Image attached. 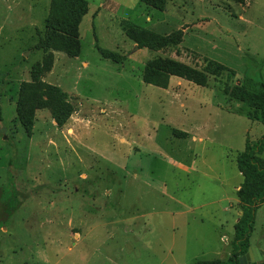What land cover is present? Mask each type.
I'll return each instance as SVG.
<instances>
[{
    "label": "rangeland",
    "instance_id": "1",
    "mask_svg": "<svg viewBox=\"0 0 264 264\" xmlns=\"http://www.w3.org/2000/svg\"><path fill=\"white\" fill-rule=\"evenodd\" d=\"M82 50H52L43 79L70 96L60 125L36 111L32 135L18 119L20 89L45 51L51 0H0V264H195L227 258L241 216L236 157L264 137L253 109L221 91L264 80V0H88ZM125 22L183 41L139 48ZM97 45L126 56L105 58ZM169 57L236 73L206 86L172 76L146 83L145 65ZM264 157V152L261 154ZM252 245L264 254V203Z\"/></svg>",
    "mask_w": 264,
    "mask_h": 264
},
{
    "label": "trees",
    "instance_id": "2",
    "mask_svg": "<svg viewBox=\"0 0 264 264\" xmlns=\"http://www.w3.org/2000/svg\"><path fill=\"white\" fill-rule=\"evenodd\" d=\"M144 3L163 10L166 0H142ZM244 2V0H241ZM89 12L88 0H51L48 16L45 19V32L40 33V39L35 44L36 49L45 51L46 55L37 61L31 69V80L24 81L20 89L18 104V119L28 135L33 134L36 111L40 108H50L60 125L66 122L75 111V106L69 101L70 96L60 87L47 83L43 75L51 70L54 62L52 50L62 51L72 57L80 55L82 44L80 25ZM127 35L135 40L139 48L162 50L176 47L183 41V31L176 30L162 34L143 29L132 22H125ZM105 58L117 63H123L126 56L117 51L102 48L97 45ZM226 72H236L221 62L205 59L203 67L193 66L169 57H154L145 65L143 79L146 83L166 88L172 76L191 81L197 85L206 86L210 75H224ZM221 91L230 98L248 105L253 109L249 117L264 124V80L245 76L241 82L234 85L225 82ZM3 119L0 102V121ZM264 137L253 143L247 140L245 149L238 153L236 163L243 175V181L237 190L241 216L235 223V234L232 240L233 249L227 258L200 259L195 264H241L240 258L252 245L251 236L255 228L258 207L264 203ZM249 264H264L261 261Z\"/></svg>",
    "mask_w": 264,
    "mask_h": 264
},
{
    "label": "water",
    "instance_id": "3",
    "mask_svg": "<svg viewBox=\"0 0 264 264\" xmlns=\"http://www.w3.org/2000/svg\"><path fill=\"white\" fill-rule=\"evenodd\" d=\"M264 258V254L260 249L254 245L249 247L248 252L240 258L241 264H249L251 262L261 261Z\"/></svg>",
    "mask_w": 264,
    "mask_h": 264
},
{
    "label": "crops",
    "instance_id": "4",
    "mask_svg": "<svg viewBox=\"0 0 264 264\" xmlns=\"http://www.w3.org/2000/svg\"><path fill=\"white\" fill-rule=\"evenodd\" d=\"M259 121V120H258ZM241 185V184H240ZM240 185L237 187V189L236 190H238L239 188H240Z\"/></svg>",
    "mask_w": 264,
    "mask_h": 264
}]
</instances>
